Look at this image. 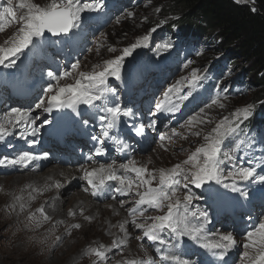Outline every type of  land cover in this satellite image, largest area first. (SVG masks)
<instances>
[{
  "label": "snow or ice",
  "instance_id": "snow-or-ice-1",
  "mask_svg": "<svg viewBox=\"0 0 264 264\" xmlns=\"http://www.w3.org/2000/svg\"><path fill=\"white\" fill-rule=\"evenodd\" d=\"M151 3L152 0H147V5ZM235 3L254 4L255 0H235ZM104 10V0H48L43 5L35 0H2L0 34L13 25L18 27L0 44V69L15 70L0 74V89L23 93L29 87L31 74L37 72L46 77V86L43 87V98L34 108L12 107L0 117V143L18 136L19 140L28 141L32 148L39 141L28 138L40 135L41 129H47L49 136L62 140L78 135L82 126L96 121L101 136L91 137L98 145L94 155H109L105 140L111 142L117 153L125 155L126 162L123 163L112 159L95 167L79 169V179L85 182L81 190L97 202L111 199L118 201L121 208L131 205L126 209L128 219L115 225L109 223L107 235H114L112 228H118L121 235H115L110 245L99 244L87 249L85 254L95 257L93 264H234L229 256L238 248L233 231L221 232L215 225L210 231L208 226L214 221L233 225L252 222L251 208L257 201L264 209V134L257 140L245 131V121L252 117L255 106L249 104L219 118L214 117L213 110L226 108L227 91L220 89L221 81H217L213 85L215 94L210 98L199 94L209 76L207 69L192 68L187 76H182L162 92L155 101L153 115L166 114L172 118L181 113V123L166 126V131L158 133L159 147L163 151H170L171 144L191 137L201 142L194 150L179 148L178 152L187 153L186 158L168 168L150 169L151 158L143 164L129 158L127 152L131 145L122 135L121 125L130 127L134 135L146 143V127L156 131V125L154 122L130 124L137 114L132 107L120 103L116 90L108 82L114 79L133 90L141 84H149L163 72L169 57L157 63L133 54L137 49L149 47L152 33L164 21L123 48L108 44L107 34L101 32L100 39L94 44L97 56L105 47L109 53L118 54L93 64L88 71L80 70L79 59L71 64V71L55 72L48 68L59 51L56 45H76L86 29L102 21ZM251 10L255 12L256 8ZM160 11L159 7L154 9L157 14ZM124 18L134 19L135 13L126 12L116 18V23ZM147 20L144 17V22ZM173 48H178V44L169 40L158 45L156 52L160 54ZM196 55L203 53L198 51ZM193 64L194 61L188 59L184 67ZM54 112L59 115L53 116ZM41 114H46L43 119ZM258 145L262 153L259 157L254 155ZM92 158V155L88 156L89 161ZM49 160L63 162L61 157L49 151L35 154L17 147L14 158L0 159V168H29L34 162ZM64 187L59 180L46 182L43 186L29 184L21 189L22 193L27 192V197L14 194L9 207L24 216L26 229L39 232L47 226L50 237L59 243L61 237L55 235V228L65 222L54 223V217L43 205L33 210L32 203L38 196ZM118 197L126 199L118 200ZM195 201H204L207 206L202 208ZM106 206L112 208L110 204ZM78 214L84 216L82 208L79 212L71 209L67 212V216L73 218ZM84 219L91 223L95 217L84 216ZM129 224L136 230L134 238L141 242L139 247L144 258L124 255L132 238ZM81 227L80 223L70 226L74 230ZM65 230L71 235L67 226ZM244 241L235 264H264V214L250 223L244 232ZM149 247L154 250L155 257L149 255ZM116 255L121 258L114 260Z\"/></svg>",
  "mask_w": 264,
  "mask_h": 264
},
{
  "label": "rangeland",
  "instance_id": "rangeland-1",
  "mask_svg": "<svg viewBox=\"0 0 264 264\" xmlns=\"http://www.w3.org/2000/svg\"><path fill=\"white\" fill-rule=\"evenodd\" d=\"M134 1L136 0H131L128 5L125 6L122 5L120 9H118V7H110L109 5L110 2H108V0H104L105 10L102 14L103 16L102 21L99 24H93L90 28L86 29L82 38L77 42L79 43L80 55L73 54L72 46L67 47L68 51L65 54V56L62 57L59 53H57L54 56L53 60L49 62L48 68L55 72H63L65 70L71 71V64L74 63L77 59H79L81 61L80 70L88 71L90 70L93 64L101 62L103 59L111 58L112 56L118 54V53L116 54L109 53L107 51V47H105L101 49L100 55L97 56L94 48V44L96 43L97 40L100 39L99 34L101 32L107 34L106 40L108 44L114 45L117 48H123L135 42L137 37L146 34L150 28L156 27L157 24H159V22L162 19L166 20V17H163V15L161 14V11H163L162 6L165 4L166 0H152L151 5H147V0H144L141 1L139 4H137L136 6H132L133 4L136 3V2L133 3ZM35 2L43 5L46 4L48 0H35ZM0 3H2V0H0ZM242 4H248L251 6L254 5L252 3H242ZM157 7L161 9L160 13L158 14L154 12V9ZM128 11L134 12L135 18L134 19L124 18L121 20L119 24H117L116 18L123 16ZM144 17L148 18L147 22H144ZM170 21H171V17L167 18L165 24H168ZM162 26L163 24H160L159 27H157V31L155 33H152L151 39L149 41V47L137 49V51L133 54L134 56H140L145 60L151 58L155 60L157 63H159L160 60L164 59V57H169L167 63L163 65L164 70L162 72V75L160 76L156 75L155 78L152 79V81L149 84H141L137 88L132 90L133 94L142 93L143 96L141 100L136 101L138 106V110L136 111L137 116L135 119V123L132 124L143 123L147 125L149 122H154L156 125V131H153L152 129L146 127V132L148 137L147 143L145 142L144 139L140 137L134 138L135 137L134 134L132 136L127 137V141L131 145V148L127 152V156L129 158H135L137 161H139L142 164L146 163L148 159L151 158L152 163L148 165L150 169L171 167L175 163L186 158L187 153L178 152L177 150L179 148L183 147L184 149L194 150L195 147L201 142L199 139L195 137H191L187 141H179L177 143L171 144L169 146L170 151L167 152L163 151L159 147L158 133L166 131L167 130L166 126H177L178 123H181L182 122L181 113H177L175 117L172 118H170L169 115L160 114L159 118L162 117L161 119L163 120V122H159L158 119L155 118L157 117V115H153V113L155 112V101L160 97L162 92L168 86L178 81L182 76H187L192 68H200L201 70H204L207 69L208 66L212 64H213V68H215L218 63V59L223 57L221 54H217L215 52L214 47L216 46L212 45L214 40H212L211 38H205L206 40L200 39V41H197L198 45H196L195 50H193V52L189 53L187 56H182L183 54L182 52L184 50L183 47H181V49L173 48L168 52H161L160 54H157L156 47L162 43L160 42V36H159V34L161 33ZM17 27L18 25H13L9 27L4 33L0 34V44H3L4 40L7 37L11 36L16 31ZM89 49H91V51H89ZM198 51L202 52L203 55H196ZM188 59L193 60L194 64L189 66L188 68H185L184 63ZM219 69L220 70L217 74L218 77L220 78L218 81H221L219 83V88L226 89L229 99L225 102L226 108L224 110L221 111L219 109H215L212 111V115L216 118H219L222 115H226L237 108H241L249 104L257 107L258 103L254 104L252 102L254 97L253 90L249 89L246 93L243 94L232 93L233 91L232 85L236 77L235 71L230 70L229 68H227V66ZM12 71L15 70L0 69V74H6ZM207 75L209 74L207 73ZM45 80L46 77L42 76L40 73L37 72L31 74V76L29 77V87L23 93L17 92L13 89H8V90L0 89V117H2L12 107L34 108L35 103H37L39 99L43 98V87L46 86ZM64 82L65 81H62L61 83ZM67 82L70 83L71 81L69 80ZM108 83L110 87L116 90V96L119 97V101L121 104H124L126 101H128L130 95L124 93L125 88L126 89L129 88L126 84L121 83L119 81H115L114 79H110ZM204 84L203 87L199 90V94L206 96L207 91L212 90L209 92L207 96L208 98H210V96L214 95L215 92L213 88L212 89L205 88ZM247 86H250V84L247 83ZM31 89H35V91H32ZM18 94H23L25 99L23 98L21 100H18L16 98L18 97ZM147 97L150 98L148 99ZM132 99L134 100L135 97H133ZM54 113L53 116L59 115L58 113L56 114ZM44 115L46 114H41V117L43 118ZM39 122L40 121L38 120L37 125H39ZM93 135H96L98 137L101 136L100 129H98L97 127H92L91 137ZM48 136L49 135L47 133V129H41V134L37 136L38 138L29 137L28 139L29 141L33 139L40 140ZM10 138L11 137L8 138V141L6 143H0L3 146V149L4 147L6 149L10 146H14L13 141L14 140L16 141L17 137H12L11 139ZM105 142H106L105 146L108 147L109 149V155L106 156V158L110 157V159H107L108 160L107 162H110L112 159H116L117 163L126 162L124 154L117 153L113 148L111 142L107 140H105ZM27 145L29 146L28 141H24L21 148H23V150H30L35 154H42L44 151H48L46 147L47 146L46 143L41 144V146L37 144L36 146L39 147L38 148L35 147V149H29V148L27 149L26 147ZM97 146H98L97 142L91 139L86 149L87 152H89L92 155L93 160L97 158L93 153L95 147ZM87 152L86 154L90 155ZM11 154L12 152L6 151L5 154L0 155V158L4 155L5 157H9L11 156ZM53 154H56L57 156L61 157L63 161L61 163L66 162L68 165H70V167H67L68 165L62 166L59 163L49 161V163H47L46 165H44V162H36V164L40 163L39 166L33 165L32 166L33 169L31 168L32 170L29 172L28 171L24 172L27 170L26 168H15V170L13 171H11L10 169L7 170L3 168L0 169V189H2L0 190V264H32V262L29 259H27L29 258V256H27V253L23 252L25 250L22 246L20 239H22L26 234H34V233L38 235H43L45 237L49 236L48 238H50V234L47 226L45 228L40 229L39 232L29 231L24 227V223H23L24 216L18 215L17 214L18 210L12 211V209L9 207V205L13 202V195L14 194L24 195L25 197H27V192H23V193L21 192V189H24L26 187L25 184L29 185L30 183H32L36 186L38 185L43 186L48 181H46L45 183L42 182L37 183V182H33L31 178L34 176L38 177V175L42 176L44 174H47L48 172L52 171L54 168L63 167L74 170L81 168L82 166L84 167L88 166L89 168L98 166L97 164L83 165L81 164V162H77L78 157H82V151L80 149H78L76 153L72 156L60 155L58 153H53ZM254 155L257 157L262 155L260 151V146H257ZM35 166H38L41 171H38ZM21 169L24 171H21ZM5 173L8 174L5 175ZM54 180H58V179H54ZM84 185L85 182L79 179V182L74 187H64L59 191L55 189H53L52 191H48L54 193L55 197L48 200L46 203L42 204L48 210L49 214L54 217V223L56 221L65 222L64 225H60L55 228V235L60 236L61 232L62 234H66L65 226H67L68 229L71 231V235L66 234L65 236H63V238L60 241L61 243L58 245L59 247L66 245L62 250L63 252L61 251L62 253H60L58 257H56L58 255L57 254L58 251L52 253L54 255L53 258L54 264H79L80 262L84 261L85 257L88 256L85 253L87 252L89 246L96 247L99 244L110 245L111 241L115 238V235H121L119 233L118 228L111 229V231L114 233L113 236L107 235V232L109 230V223L113 225L117 224V222L113 221V218L115 219L119 218L120 220L119 222L128 219L126 209L131 206L130 204H126L124 208H121L119 206L118 201L115 200L108 199L104 202H97L95 198L91 197L90 195H88L87 193L81 190ZM66 191L72 194L76 193L77 191H82L83 193V194L81 193L82 197L86 198L85 202L87 204L89 202L94 203L95 207L97 208V210L95 208L97 213L95 216H93L95 217V219L91 223H89L84 219V216L90 215L88 213L89 211L88 209L87 211L83 209L84 216H80L79 214L74 218L67 216V212L70 209L79 212L81 208L73 206V204H70L68 200L65 201L62 200L65 196L68 195V194L64 195ZM193 191L197 193L199 192V190L197 189H193ZM49 194L50 193H48V195ZM70 197L71 196H69V198ZM119 199H126V198L118 197V200ZM194 203L202 208L207 205L206 202L204 201H195ZM108 204L112 205L111 209L106 206ZM113 206H116V210L114 212L102 213V211L106 209L111 211L113 209ZM117 212L118 214H115ZM251 214H252V223L256 222L258 217L264 214V209L260 207L259 201H257L252 206ZM73 223H80L82 225L81 229L79 230L71 229L70 226ZM214 225L221 232L230 231V230H222V228L219 227V225L215 221L213 222V225L208 226L210 231L214 229ZM128 230L132 238L129 240V248L125 250L124 255L125 256L134 255L139 258H144V253L140 250L139 247L141 242L134 238L137 234L136 230L133 229L130 224L128 225ZM245 230L246 229L244 228H240L233 232L237 240L238 248L230 252L229 256L233 258L234 264L239 252L243 250L242 244L245 242L244 241ZM145 245L147 246L146 242ZM133 248L137 249L138 252L137 251L134 252ZM8 253H10L12 256L8 257L7 256ZM77 253H79V255H77ZM148 253L149 255L155 257L154 250L151 247L148 248ZM109 255L111 256L112 254L110 253ZM89 258L95 259V257H89ZM120 258L121 257L119 255H116L114 256L113 259L118 260Z\"/></svg>",
  "mask_w": 264,
  "mask_h": 264
},
{
  "label": "trees",
  "instance_id": "trees-1",
  "mask_svg": "<svg viewBox=\"0 0 264 264\" xmlns=\"http://www.w3.org/2000/svg\"><path fill=\"white\" fill-rule=\"evenodd\" d=\"M130 1L108 0L110 7L118 9ZM141 1L144 0L134 1L132 6ZM253 7L255 12L251 10ZM162 8L163 17L166 20L171 17V21L165 24L166 20H161L164 23L160 42L173 41L178 48H184L182 56H187L195 50L197 41L211 38L215 52L223 56L215 68L213 64L208 66L205 88L212 89L220 79L219 68L227 66L236 75L233 94L254 91L252 102L258 105L252 117L245 121V131L259 140L264 134V103H261L264 101V0H255L253 6L237 4L235 0H166ZM160 75L162 72L157 74Z\"/></svg>",
  "mask_w": 264,
  "mask_h": 264
},
{
  "label": "bare ground",
  "instance_id": "bare-ground-1",
  "mask_svg": "<svg viewBox=\"0 0 264 264\" xmlns=\"http://www.w3.org/2000/svg\"><path fill=\"white\" fill-rule=\"evenodd\" d=\"M34 96V95H33ZM18 99H23L24 96L23 94H18V97H16ZM148 99L150 97H147ZM56 114V113H54ZM158 121H159V115L160 114H156ZM41 119H43L41 117ZM12 138V137H11ZM10 138V139H11ZM38 138V137H37ZM39 141V139H38ZM23 140H19L18 139V136H17V139L16 141L14 140L13 141V145L14 146H10L8 148L3 149V146L0 144V155L2 154H5L6 151H9V152H12L11 156L7 157L8 159H11V158H14L16 155H17V147H22L23 145ZM39 144V142H38ZM37 145V144H36ZM34 146L32 148H29V146L27 145V149H35L38 148L39 146ZM51 147H49L50 149ZM5 158V155L2 156L0 159H4ZM50 162L52 160H49ZM49 161H40V162H44V165H46L47 163H49ZM107 158L105 157L103 162L101 163H105L107 162ZM53 162V161H52ZM40 163L36 164V162H34V165H38L39 166ZM98 165V164H97ZM33 165H30L29 168H26L27 170L24 171L21 169V171H24V172H29L31 171L33 168H32ZM38 166H35L37 168L38 171H41L40 168ZM62 166H67L66 163H62ZM67 167H70V165H68ZM88 167V166H87ZM32 168V169H31ZM1 169V168H0ZM11 171L15 170V168H9ZM80 168L78 169H74V170H71L69 168H63V167H57V168H54L52 171L48 172L47 174H44L42 176L38 175V177L34 176L31 178V180L33 182H42V183H45L46 181H48L47 183L53 181L54 179H58L61 183H65V187H74L78 182H79V177L81 175L80 171H79ZM7 170V169H6ZM33 176V175H32ZM19 177V176H18ZM27 177V176H26ZM23 178V177H22ZM51 178V179H49ZM28 179V178H27ZM24 182V181H23ZM28 183V182H27ZM32 184V183H30ZM41 184V183H40ZM22 185V184H21ZM27 186V184H25ZM34 185V184H33ZM39 186V185H38ZM69 190V189H68ZM48 193H50L48 195ZM82 191H77L76 193L72 194V193H69V192H65L64 195L68 194L67 196H65L62 200H68L70 202V204H73V206H76L78 208H82V209H85L87 211V209L89 210L88 213L91 215V216H95L96 215V210L97 208L95 207L94 203L92 202H89L88 204L85 202L86 201V198L82 197ZM61 196V195H60ZM69 196H71L69 198ZM55 195L54 193H51V192H47V193H44L43 195L39 196L33 203H32V209L35 210L36 208L40 207L42 204L46 203L48 200L54 198ZM59 201V200H58ZM57 202V201H56ZM60 204V203H59ZM57 205V204H56ZM116 205V204H115ZM75 207V208H76ZM96 208V210H95ZM116 210V206H113V209L110 211L108 209L102 211V213L104 212H107V213H111V212H114ZM64 211V209H63ZM84 211V210H83ZM51 213V212H50ZM89 215V216H90ZM14 218V217H13ZM16 218V217H15ZM57 219V218H56ZM73 219V218H72ZM5 220V219H4ZM11 220V219H10ZM113 221L114 222H119V218H113ZM10 223V221H9ZM69 224V223H68ZM23 225V224H22ZM21 226V225H20ZM223 230V229H222ZM49 231V230H48ZM233 231V230H232ZM91 232V231H90ZM234 232V231H233ZM26 233V232H25ZM83 233V232H82ZM81 233V234H82ZM87 233V232H86ZM130 233V232H129ZM238 233V232H237ZM88 234V233H87ZM62 235V237H61ZM66 234H60V237L61 239L63 238V236H65ZM49 237V236H48ZM20 238V237H19ZM81 238V237H80ZM87 239V238H86ZM85 239V240H86ZM21 243H22V246L24 248L25 251L23 252H26L27 253V256H29V259L32 264H54L53 263V258H54V255L52 254L53 252L55 251H58L57 252V256H59L60 253H62L63 251V248L66 246H61L59 247L58 245L61 243H57L55 240H54V237H50L46 240V237L43 236V235H38V234H26L22 239H20ZM42 241H45V242H42ZM90 242V241H89ZM79 244V243H78ZM87 245V244H86ZM85 245V246H86ZM89 245V244H88ZM134 252L138 250L137 249H134ZM62 251V252H61ZM3 254V253H2ZM77 255H79V253H77ZM76 255V256H77ZM8 257L12 256L10 253L7 254ZM55 257V259H56ZM13 258V257H12ZM75 258V257H74ZM95 259H90L89 256H86L84 261L80 262L79 264H93Z\"/></svg>",
  "mask_w": 264,
  "mask_h": 264
},
{
  "label": "clouds",
  "instance_id": "clouds-1",
  "mask_svg": "<svg viewBox=\"0 0 264 264\" xmlns=\"http://www.w3.org/2000/svg\"><path fill=\"white\" fill-rule=\"evenodd\" d=\"M24 96V95H23ZM18 99V98H17ZM24 99H25V97H24ZM18 100H21V99H18ZM26 101V100H25ZM20 102H22V101H20ZM135 121V120H134ZM134 121H131V123H133ZM128 127V126H127ZM36 138V137H35ZM48 138H50V139H53V138H51L50 136H48ZM63 140V139H62ZM62 140H59V142H58V144L57 145H55V144H53V146H54V148H56L57 150L55 151V153H58V152H61L62 151V145H61V143H62ZM38 144V143H37ZM88 145H89V142L87 141V140H84L83 142L81 141V140H79L78 141V143L75 145V149H74V152L72 153V155H74L75 153H76V151L78 150V149H80L81 151H82V157H78V159H77V162H81V164H89V163H85V162H89V161H85V158H84V155L86 154V152H87V147H88ZM52 146V145H51ZM71 155V156H72ZM91 164H97V163H91ZM207 206V205H206ZM205 206V207H206ZM210 211H211V209H209ZM216 222V221H215ZM219 225V227H222V226H224V225H226V224H218ZM227 229L228 230H233L234 228H233V226H231V224H228V226H227ZM234 231V230H233Z\"/></svg>",
  "mask_w": 264,
  "mask_h": 264
}]
</instances>
